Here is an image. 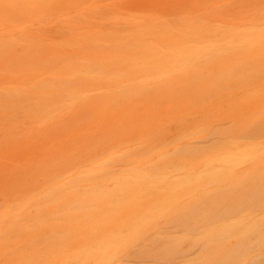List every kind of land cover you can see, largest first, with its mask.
Segmentation results:
<instances>
[{
    "label": "rangeland",
    "instance_id": "rangeland-1",
    "mask_svg": "<svg viewBox=\"0 0 264 264\" xmlns=\"http://www.w3.org/2000/svg\"><path fill=\"white\" fill-rule=\"evenodd\" d=\"M187 28L205 37L202 58L189 42L192 62L178 57L162 73L128 71L149 49L157 56L176 54L177 39ZM221 31L228 35L225 42ZM110 61L118 71L113 80L107 78ZM63 87L79 96L63 97ZM40 141L58 170L42 165L41 174L19 192L11 190L0 167V185H7L0 191V264H20L25 250L34 256L28 264L52 263L48 228L40 224L53 209L38 201L53 197L52 187L76 180L82 171H97L99 180L149 163L199 176L206 160L226 154L235 159L230 182L204 186L187 201L237 216V208L264 184V156L243 157L247 148L264 149V0H0V166L10 146ZM36 159L32 155L6 168L17 174ZM261 199L250 205L264 213ZM90 211L99 215L94 207ZM182 212L172 206L171 214ZM112 219L128 220L129 212ZM156 221L108 264H145L139 250L160 232L177 230L165 215ZM26 224L33 225L29 234ZM226 225L228 219L220 217L217 238L229 244ZM245 227L247 232L235 230L238 243L249 242L264 254V227L250 222ZM185 235L179 244L183 252L192 240L198 245L203 233ZM93 237L86 233V240ZM220 250L228 255L227 246ZM160 257L158 251L151 263L169 264Z\"/></svg>",
    "mask_w": 264,
    "mask_h": 264
},
{
    "label": "bare ground",
    "instance_id": "bare-ground-1",
    "mask_svg": "<svg viewBox=\"0 0 264 264\" xmlns=\"http://www.w3.org/2000/svg\"><path fill=\"white\" fill-rule=\"evenodd\" d=\"M187 30V32L183 30V34L177 39L179 49L176 54L172 51H162L157 56L154 49H149L139 62L128 66V71L139 69L146 73H162L174 65L178 57L186 62H192L193 55L190 48H194L195 45L194 55L202 58L201 44L205 42V37L199 29L190 31L187 28ZM189 33L190 36H187ZM220 36L224 42L228 37L222 31ZM155 37L157 41L158 33H155ZM189 42L194 46H188ZM158 60L161 61V67ZM115 65L116 61L107 64L109 80H113L118 75V71L114 70ZM60 94L71 100L79 96L69 87L61 88ZM36 111L45 113L41 106H38ZM10 147L7 149L9 154L2 158L3 167L2 165L0 167L5 168L3 171L6 170L11 190L23 191L33 176L41 174L39 169L42 165L49 164L53 170H58L57 162L43 153L46 151V145L42 144V141L35 145ZM81 149L86 153L88 149L86 141L82 142ZM32 155H37V159L25 170L13 174L10 172V167L6 168L10 164H20ZM260 156H264L262 148H247L243 152V157L247 159ZM215 158L217 159L206 160L204 173L199 176H194L186 168L169 171L165 164L144 163L124 170L118 175L103 176L99 180L96 179L97 171H82L78 173L76 180H70L59 187H52L50 193L53 197L38 201L39 205H48L53 209L42 217L44 223L40 224L48 228V243L51 248L50 254L53 256L51 264H108L112 254L132 243L143 228L154 227L156 220L162 215L167 216V223L171 227H177L176 233L168 235L166 232H160L151 240L150 246H143L138 252V257L148 259L145 264H152L151 260L157 259L158 251L161 252L160 259L166 260L169 264H264V254H257L249 242L239 244L235 235L237 229L247 232L245 227L247 222L252 223L255 228L264 227V213L250 205H255L254 202L257 201L254 199L258 197H262L260 203L264 202V196L260 194L264 192V184L258 186V192L251 194L247 201L237 208L240 212L235 217L221 211L210 213L203 209L199 201L193 199L187 201L204 186L230 182L229 169L235 159L226 154L217 155ZM63 161L70 162L68 158H64ZM46 176L52 175L50 173ZM262 180L264 181V178ZM2 184L0 191L7 189L6 183L2 182ZM86 194L93 196L88 199ZM99 197L101 201L98 203ZM211 202L209 200L207 203ZM227 204L231 207L235 206L230 198ZM61 205L63 208L58 209ZM173 205L180 207L183 212L178 215L171 214ZM92 207L98 209V216L91 213ZM122 211L129 212L128 220L112 219ZM103 214L110 218H103ZM220 217L228 219L224 231L229 233V244L217 238L221 230L217 226ZM23 219L21 218L20 222ZM26 226L30 230L26 233L29 234L33 225L26 224ZM187 231L203 233V236L198 245L196 239L192 240L188 250L183 252L179 244L186 238ZM86 233L93 234L94 237L90 241L86 240ZM199 245L203 248H199ZM225 246L229 249L228 255L221 254L220 249ZM205 248L208 250L205 251ZM19 258L20 264H28L34 256L25 250Z\"/></svg>",
    "mask_w": 264,
    "mask_h": 264
}]
</instances>
